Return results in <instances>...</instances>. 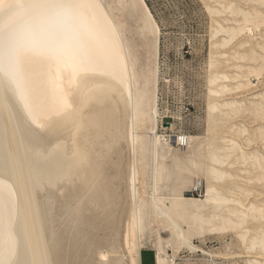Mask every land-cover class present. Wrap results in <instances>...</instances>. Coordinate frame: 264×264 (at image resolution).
Listing matches in <instances>:
<instances>
[{
	"label": "bare ground",
	"instance_id": "bare-ground-1",
	"mask_svg": "<svg viewBox=\"0 0 264 264\" xmlns=\"http://www.w3.org/2000/svg\"><path fill=\"white\" fill-rule=\"evenodd\" d=\"M212 1V46L241 39L212 52L207 133L180 154L143 0H0V264H215L206 235L264 264V92L231 97L264 81V0Z\"/></svg>",
	"mask_w": 264,
	"mask_h": 264
},
{
	"label": "rangeland",
	"instance_id": "rangeland-1",
	"mask_svg": "<svg viewBox=\"0 0 264 264\" xmlns=\"http://www.w3.org/2000/svg\"><path fill=\"white\" fill-rule=\"evenodd\" d=\"M143 1L159 29L156 60L158 98L156 134L157 136L165 135L171 149H179L178 153L182 154L187 152V148L177 145L176 137L178 135L191 136L195 140H199L204 139L207 133L208 86L206 80L209 74L208 64L212 52L217 51V48L212 46L213 41L222 38V35H218L216 38L210 39L212 28L215 26L213 20L216 17L209 16L206 4L214 5V2L212 0ZM217 20H219L218 17ZM221 24L226 25L225 23ZM239 39L241 38L233 40L227 47L218 49L217 52H227L228 55L220 57L221 60L230 57L234 45ZM219 69L228 74L234 73V70L225 64ZM226 83L230 86L235 84L233 81ZM253 91L248 93L234 91L231 93V97L237 98L236 100L250 99L251 95L249 94L264 92V81ZM184 195L199 197L203 195V191L187 189L184 191ZM206 236L204 245H200L197 240L194 241V244L204 250H215L216 254L217 250L220 251L221 255L214 258L215 264H246L247 255L244 254L243 247L231 235L222 240L216 239L213 237L214 235ZM231 238L232 244L225 252L222 245L224 242H230ZM200 259V253L191 255L183 252L177 262L189 260V262L197 263ZM143 262L154 264L152 249H142L141 264Z\"/></svg>",
	"mask_w": 264,
	"mask_h": 264
},
{
	"label": "trees",
	"instance_id": "trees-1",
	"mask_svg": "<svg viewBox=\"0 0 264 264\" xmlns=\"http://www.w3.org/2000/svg\"><path fill=\"white\" fill-rule=\"evenodd\" d=\"M142 264H146L145 262H143Z\"/></svg>",
	"mask_w": 264,
	"mask_h": 264
}]
</instances>
